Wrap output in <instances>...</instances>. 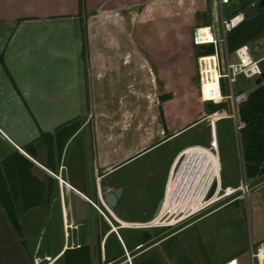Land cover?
<instances>
[{
    "label": "crops",
    "instance_id": "crops-1",
    "mask_svg": "<svg viewBox=\"0 0 264 264\" xmlns=\"http://www.w3.org/2000/svg\"><path fill=\"white\" fill-rule=\"evenodd\" d=\"M180 4L0 0V165L14 153L29 163L20 161L25 173H15L1 188L18 212L20 226L35 228L30 239L33 264H53L65 250L80 246H88L92 256L98 236L103 251L116 235L111 229L103 235L95 232L103 223L97 209L111 220L127 249L120 230L140 228L121 223L148 228L158 204L166 200L185 150L206 148L218 161L215 150L205 145L176 146L178 135L209 117L206 101H183V91L196 88L183 89V80H190L192 73L197 79V70L182 60V31L176 28L181 26L176 21ZM209 5L205 9L211 13L217 0ZM171 20L173 27L166 24ZM207 33L206 42H211ZM194 105L197 114L183 121L182 110ZM72 120L79 127L60 149L64 134L57 130ZM164 144V181L153 189L149 179L156 171L149 164L154 157L146 156ZM137 161L146 168V179ZM139 175L149 191L136 192ZM117 188L119 197L108 208L103 196ZM130 200L134 210L129 209ZM13 235L17 237L0 206V245L13 241ZM257 248V264H264V240ZM19 256L18 264H27L20 250ZM229 260L224 264H242L237 257Z\"/></svg>",
    "mask_w": 264,
    "mask_h": 264
},
{
    "label": "rangeland",
    "instance_id": "rangeland-1",
    "mask_svg": "<svg viewBox=\"0 0 264 264\" xmlns=\"http://www.w3.org/2000/svg\"><path fill=\"white\" fill-rule=\"evenodd\" d=\"M178 1H180L181 4L180 11H178L179 13L176 12V21L181 26L176 25V28L179 29L180 27L182 31V60L183 62L188 60L190 64H194L197 70V79L195 74L192 73V75H189L190 80H183V89L187 85H191L192 87L193 85L196 86L195 90L183 91V101L189 103L193 101L194 98H198V101L201 99L203 100L199 90L201 63L195 56L194 48L190 43V35H193L194 31L199 27L211 26L214 34L216 33V36H218L220 34V12L217 6L214 7L213 12L209 13L208 7L210 6V0ZM260 1L261 0H232L229 5L222 7L223 16L227 19L237 11H243L247 20L250 17L264 12V5L260 6ZM252 3L254 4L253 7L251 6ZM206 7L208 10L205 9ZM170 11L171 12H168V14L171 16L173 15V9ZM177 13L179 14L178 16ZM166 24L173 27L172 20L167 21ZM248 45L250 48V56L254 60H260L259 67L264 71V34L248 43ZM218 54L220 67L224 69V50L221 44H218ZM229 60L231 63L235 62L236 59L233 54H229ZM185 69H187V67ZM255 81V79L246 80L242 76L236 78V82L232 86L234 94L233 106L236 113L235 118H230L233 112L232 104L229 99L206 101L204 103L205 107L208 103L223 104L224 107L209 115L208 118L205 117L204 120L201 121V124H197L178 135L175 140L177 148H183L196 143L205 145L215 150L219 164L215 155L206 148L193 147L185 150L184 155L187 159L186 164L191 162L188 168V175L196 163H198V168H202L201 175L198 178L195 188L192 190L191 196H189L188 200L186 197L185 200L186 195L183 191L181 194L179 193L176 200H173V195L178 186L180 176L173 177L168 187L162 214L157 220L145 225L148 228H141L144 227V225H128L124 222L121 223L123 226H137V228H140L120 230V234L126 241L127 249L133 250L135 245L139 243L143 244L144 234H147L153 239L164 230L168 229L169 227L167 226L169 225L167 221L164 220L166 216H171L184 210L183 216H186L205 207L206 205L202 206L204 193L208 185L216 178L220 179V191L216 199H220L226 194H231V191H229L230 188L239 190L240 187H243L244 189L246 185L258 179V177L255 179H248L246 177L239 132L242 124L239 122L237 116L238 104L243 102L252 90L264 84V80L259 85H255ZM197 109L195 105L190 107V109H183L182 120L185 121L190 115L194 116L197 114ZM167 154V144H164L152 153H148L146 156V158L151 156L154 157L153 161L149 164V166L154 165L153 169L156 171L149 179L150 184L153 185V189L158 186L161 187L163 184L164 180L160 179L162 176L161 166ZM139 162L140 161H137L136 166H140L141 169H143L144 165ZM198 168L197 170H199ZM262 168L264 170V165ZM145 169L146 168L140 172L143 173L140 174L141 178H145ZM203 173L205 174L203 175ZM187 178L188 177H185L183 180V188L186 187V182L187 187L190 184ZM137 185L138 190H135L139 193L141 192L140 190L145 191V189H147L149 191L151 189V187L146 185L141 179ZM192 196L193 198L187 206ZM133 204L134 202L132 203L130 200L129 209L134 210L132 207L134 206ZM149 226L154 227L149 228ZM21 228L23 231L22 239H18L13 235V241L10 240L0 245V264H18V259H21L19 250L22 255V260L27 262V264H33L32 256L34 252L31 251L30 239L33 236V230L35 228L23 225H21ZM108 228L111 229L103 219L102 225L94 229L96 233H101L103 235ZM48 237L46 238L47 240ZM52 238L54 241L53 244H57V238L54 236H52ZM115 238L110 237L105 243V252L103 250L105 260H116L123 256V250ZM262 240H264V183L245 192L242 197L224 205L168 239L139 254L131 260V263L148 264L149 260H153L154 264H222L232 257H237L242 264H257V259L251 260L250 252L252 251L255 253L258 243ZM10 250L13 254L11 253L12 255L9 257L8 252ZM260 252L261 250L259 253ZM91 259L92 264H102L101 245L100 248H98L97 243H95ZM45 263L47 262L44 261L42 264ZM53 264H62V260L60 259Z\"/></svg>",
    "mask_w": 264,
    "mask_h": 264
},
{
    "label": "trees",
    "instance_id": "trees-1",
    "mask_svg": "<svg viewBox=\"0 0 264 264\" xmlns=\"http://www.w3.org/2000/svg\"><path fill=\"white\" fill-rule=\"evenodd\" d=\"M263 34L264 12L250 17L247 20L245 18L243 23L226 35V49L228 54H233L238 47L254 41ZM221 91L223 95H226L227 92L223 81H221ZM219 100L221 99L212 101ZM223 107V104L208 103L206 106V113L210 115L219 111ZM237 116L239 122L242 124L239 132L246 177L248 179L260 178L264 175V170L262 168L264 165V84L252 90L247 95L246 99L238 104ZM78 127V121L72 120L67 125H64L57 130V134H64L60 149L63 143H65ZM27 152L30 151L27 150ZM20 161L23 162V166H29V163L18 153H14L7 157L0 165V168L3 167L2 170L0 169V206L18 238L23 237V231L17 216L18 212L15 211L12 204L9 203L6 197V192H4L5 189L1 188V185L4 183L5 187L6 182L10 183V181L13 180L12 178L15 173L23 174V172L26 171L25 167L21 168ZM3 175L7 178L5 182L3 181V178H1ZM143 238V243L151 239L147 234H144ZM100 242L101 236H98L96 242L98 248H100ZM139 244L134 247L136 248ZM123 254L124 253H122V255ZM60 259L62 260V264H92L91 253L88 246L67 249L63 252ZM228 261L230 260H227L222 264ZM148 264H154V261L149 260Z\"/></svg>",
    "mask_w": 264,
    "mask_h": 264
},
{
    "label": "water",
    "instance_id": "water-1",
    "mask_svg": "<svg viewBox=\"0 0 264 264\" xmlns=\"http://www.w3.org/2000/svg\"><path fill=\"white\" fill-rule=\"evenodd\" d=\"M260 6L264 5V0H261L259 2ZM194 52H195V56L197 58L199 57H203V56H210L213 55L215 56V50H214V45L212 43H207V44H201V45H197L194 46ZM264 80V71L262 72L261 76L256 79L255 81V85H259L261 82H263ZM186 156H184L178 171L176 173L175 176H180L179 178V182H178V186L174 192L173 195V200H176V198H178L179 193L181 194V192L184 191L185 193V200L187 197V200L189 199V196H191L192 194V190L195 188V185L198 181L199 176L201 175V170L202 168H198V163H196L193 166V169L191 170L190 174L188 175V168L191 165V162H189L188 164H186L187 162ZM187 165V166H186ZM197 168L199 170H197ZM182 173V174H181ZM185 177L187 178V181L190 182V184L187 187V182L185 183L186 187H182V185L184 184L183 180ZM264 183V176L256 179L255 181L251 182L250 184L246 185L244 190L242 188H240L239 190H236V192L230 196H225L224 198H221L220 200L214 201L209 203V206H207L206 208H204L203 210H200L199 212H196V214H193L190 218H188L187 220H178L179 218H177L176 224L172 225V226H168L170 227V229H168L167 231L159 234L158 236L154 237L153 239L137 246L136 248H134L131 251H128L127 253H124V255L116 260H114L113 262H111L110 264H123L127 259H133L136 256H138L139 254L147 251L148 249L154 247L156 244L161 243L162 241L168 239L169 237L173 236L174 234L178 233L179 231H181L182 229L186 228L187 226H189L190 224L198 221L199 219L205 217L206 215L216 211L217 209L223 207L224 205L240 198L243 196V194L245 192H248L249 190H252L253 188L259 186L260 184ZM218 187H219V181L213 180L210 183V186L206 192V194L204 195L203 199L208 202L210 201V199L216 194L218 193ZM183 188V189H182ZM121 192L120 188H117L115 190H113L112 192L105 194L103 196V200L105 202V204L107 205L108 208H111L114 206L116 199L119 197V194ZM164 202H160L154 212V218L153 220L160 214L162 208H163ZM170 217V215L166 216L164 218V220H168ZM177 217V215H173L171 216L170 220H173ZM170 220L168 222H170ZM112 231H115L114 228L111 229Z\"/></svg>",
    "mask_w": 264,
    "mask_h": 264
},
{
    "label": "built area",
    "instance_id": "built-area-1",
    "mask_svg": "<svg viewBox=\"0 0 264 264\" xmlns=\"http://www.w3.org/2000/svg\"><path fill=\"white\" fill-rule=\"evenodd\" d=\"M231 2H232V0H217V5L219 8V12H220V17H219L220 34L218 36H216V33L214 34L211 27H208V28H209V32L212 35V44L214 45V50H215V61H216L215 67H216V70L218 73V81H217L218 93L220 94L221 99H229V101H231L233 115H231L230 118H235L236 113H235V109L233 106L234 105V102H233L234 101L233 100L234 94H233L232 86L236 82V78L238 76H242L246 80H252V79L256 80L261 76L263 70H261V68L259 67L260 60H254L250 56V48H249L248 44H245V45L238 47L233 52V55L236 59L234 63H231L229 60V54H228L227 49H226V35L228 33H230L234 28L239 26L241 23H243L245 20V14L243 11H237L231 17H229L227 19L224 18L223 13H222V7L229 5ZM253 5L254 4L252 3L251 6L253 7ZM198 31H199V29H196L192 35L193 47L202 44L200 42L201 40H199L200 37H199ZM218 44H221L223 46V50H224V69H222V67H220L219 54H218ZM213 64H214V62H213ZM201 81H202V74H200V82ZM221 81H224L225 88L228 92V93H226V95L222 94ZM177 171H178V169L176 170L175 175H176ZM175 175H174V177H175ZM209 186L210 185H208V188H209ZM208 188H207V190H208ZM240 188H242V187H240ZM233 190H235V189H233ZM217 200H219V199H217ZM207 206H209V205H207ZM97 210L102 215L105 222L111 227V229L114 228L111 220L100 209H97ZM114 233H115L116 237L118 238V240L122 246L123 253H127L128 250L124 247L117 231H114ZM257 252H258V248H256L255 253L252 251L250 252L251 260L258 258ZM131 260L132 259L129 258L123 264H132ZM113 261L114 260L106 261L104 256H103V251H102V261H101L102 264H110ZM34 263H40L39 258H35ZM235 264H236V262H235Z\"/></svg>",
    "mask_w": 264,
    "mask_h": 264
},
{
    "label": "bare ground",
    "instance_id": "bare-ground-1",
    "mask_svg": "<svg viewBox=\"0 0 264 264\" xmlns=\"http://www.w3.org/2000/svg\"><path fill=\"white\" fill-rule=\"evenodd\" d=\"M207 29L209 30V28H207ZM207 29L206 28H200L199 31H198V34H199V37H200L199 40H201L200 42L202 44L212 43V41L211 42H209V41L206 42V39L208 40V38H207V34H208L207 31L208 30ZM199 62L201 63L202 81L200 82V86H201V95H202L203 100L204 101H208V100H217V99H219L220 98V94L218 93V89H217L218 73H217V70H216V67H215V65H216L215 56L210 55V56L199 57ZM213 62H214V64H213ZM216 179L218 181L220 180L219 178H216ZM242 189H243V187H242ZM219 191H220V183H219V187H218V193H219ZM229 191H231V194H228V195L226 194L225 196H230V195H232V194H234L236 192V190H233L232 188H230ZM218 193H216L210 199V201L207 202L208 203L207 205H209V203L214 202V201L217 200L216 198H217ZM225 196H223L222 198H224ZM164 205H165V202H164ZM164 205H163V208H164ZM163 208H162L160 214L154 219V221L157 220L161 216ZM173 215H177V217L175 219H173V220H170L171 216H173ZM173 215H171L169 217V219L166 220L167 222L170 220V222H168L170 224L173 223V224H171L169 226H172V225L176 224L175 220L177 218H179L178 220H183L184 219V217L182 216L183 215V211L179 212L177 214H173ZM115 231H116V229H115ZM257 257H258V254H257ZM227 264H235V262L231 261V262H229Z\"/></svg>",
    "mask_w": 264,
    "mask_h": 264
},
{
    "label": "flooded vegetation",
    "instance_id": "flooded-vegetation-1",
    "mask_svg": "<svg viewBox=\"0 0 264 264\" xmlns=\"http://www.w3.org/2000/svg\"><path fill=\"white\" fill-rule=\"evenodd\" d=\"M200 88H201V86H200ZM182 160H183V158H182ZM182 162V161H181ZM254 189V188H253ZM207 191V190H206ZM206 191H205V193H204V195L206 194ZM203 201V204L206 202L204 199H202ZM202 204V203H201ZM202 204V205H203ZM189 204H187V206H188ZM207 207V206H206ZM206 207H204V208H206ZM204 208H202L201 210H203ZM185 211V210H184ZM184 211H183V213H184ZM200 211V210H199ZM199 211H194V212H192L191 214H189V215H186V216H183L184 217V219L183 220H187L188 218H190L193 214H196V212H199ZM195 223V222H194ZM193 224V223H192ZM191 225V224H190ZM189 225V226H190ZM168 227V226H167ZM188 227V226H187ZM168 229H170V227L168 228ZM168 229H166V230H164L163 232H165V231H167ZM162 232V233H163Z\"/></svg>",
    "mask_w": 264,
    "mask_h": 264
}]
</instances>
